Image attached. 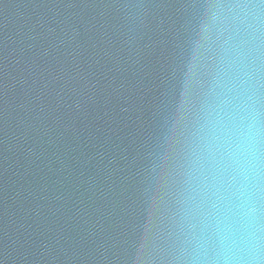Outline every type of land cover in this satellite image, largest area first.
Masks as SVG:
<instances>
[{
	"label": "water",
	"instance_id": "obj_1",
	"mask_svg": "<svg viewBox=\"0 0 264 264\" xmlns=\"http://www.w3.org/2000/svg\"><path fill=\"white\" fill-rule=\"evenodd\" d=\"M0 264H264V0H0Z\"/></svg>",
	"mask_w": 264,
	"mask_h": 264
}]
</instances>
